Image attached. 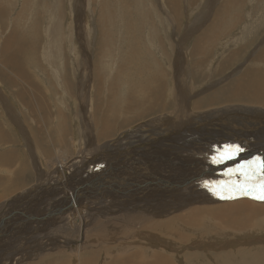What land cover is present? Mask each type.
I'll use <instances>...</instances> for the list:
<instances>
[{
	"label": "rangeland",
	"instance_id": "1",
	"mask_svg": "<svg viewBox=\"0 0 264 264\" xmlns=\"http://www.w3.org/2000/svg\"><path fill=\"white\" fill-rule=\"evenodd\" d=\"M2 1L3 0H0V3L4 6V8L5 6L8 8H5L7 11L4 13H8L5 14L4 17L0 16V46L3 44V47L8 49L6 53L11 52L13 46L12 39L11 41H7L9 43V47L5 46L2 42L5 37L12 38L10 31L13 30L15 32V30H18V34L13 33V37L15 38V46L25 47L27 51L26 54L28 53V56L24 59V63L15 61L13 62L20 67H25V74L33 76L31 82L23 79H20V81H24V86L29 89L33 99H39L41 95H43L44 103L41 104L46 103V106L44 105L39 108L38 104H31L28 102L22 88H20V90L16 92L17 99L13 101L14 103L11 104L10 101V105L14 106L13 110L15 111L16 115L13 118L12 114H10L7 109L9 101L8 98L5 100L0 99V113L4 114H0V131L1 128H3V125L7 129L5 132L9 136L8 142L0 140V193L4 190L10 189L19 182V175H17L18 173L24 177H27L28 179H31V182L24 184L27 185L26 187H28L26 190L15 192V196L25 195L26 198L16 209H11L6 215L3 216L5 219H7L8 224L3 225L2 221H0V227L6 228L11 224L9 223V217L13 216V219H17L22 214H25V217L31 216V214H33V216H36L34 219L41 221L40 223L34 225L31 224L32 220L28 221L22 226L20 230L9 234H1L0 239H9L16 233L23 231L22 229L24 228L31 230L32 233H34L33 235L37 237V232L40 235L46 232L48 233L59 224L64 213V210L61 208V201L65 197L68 198V191L65 190L63 192L55 189L56 186L54 184L58 182L55 176L49 174L52 173V168L49 169L50 172H48V168H44L43 171L45 174L43 176L37 174L40 173L38 170L41 166H46V158L42 163H40L37 169L35 168L37 172L35 171L33 175V170H31L29 166L22 165L23 157L21 149L28 152L29 158H33L31 163H34L35 161L43 160L39 154H36L39 151H42V149L53 146L62 138L63 134L72 135L73 140L70 138L72 140L70 144L73 151L81 146L82 141H90L89 143H94L105 140L100 139L99 135L97 137V134H99V127L94 125L93 127L90 123H85L87 120H85L84 117V110L87 109L86 112H88V116L90 115L92 117L91 121H96L93 114V106L97 102L94 86L96 83H101V86L104 88L103 92L105 94L103 100L109 101L111 99V96L108 95V90L111 89L109 82L112 78L115 80L118 79V77L123 78V74L125 73L120 70L121 68H126L128 74L131 73L129 75L133 77V80L137 79L140 73H138L139 71L135 73V70L131 65L136 67V63L138 61L137 59L133 58H141V62H145V57L148 59V62H145L148 65H151L149 63H152L153 60L154 63H158L156 66L164 68L163 71H167L164 73L169 75V77L166 76L168 81L162 79L161 81L155 83L153 87L139 86L138 88L133 89L134 87L131 85L132 82H130V80L126 85L120 84L123 89H116V98L120 108L119 118H129L133 121L128 127H136L141 121L147 122V119L155 121L156 125L152 134H146V127L141 130L145 136L153 137V143L151 146L157 144L155 140L156 128L161 131L163 139L165 137H171L179 133V141L177 143H182V138L184 137L185 133L191 132L190 136H194L195 139L197 138V140L199 139V142L192 143L194 146L193 152L195 157L202 155V153H208L209 149L202 151V146L208 141L209 138L212 141L210 143L212 146L217 141L214 142L215 140H212L211 138H222L227 135H236L241 139L243 138L248 140V142L246 143L243 141L244 144L240 147H242L244 151L235 159L229 160L233 163L234 168L246 161H253L258 158L264 160V144H259L256 147H252L251 144L252 140L254 139L260 140V138H262L264 140V105L230 101L211 105V107H213L212 109L209 105L196 107L192 104V112L187 115V117L185 116V127L181 126L180 122H174V120L170 118L174 112L172 107L168 113H166V111L156 109L155 113L142 118L143 115L147 113L149 108H156V106L159 105L163 106L165 104L164 102L171 99H176V94H178L176 87H180V84L184 86L185 98L193 101V103H200V100L204 101L205 96L212 95L220 90L226 89L228 86L233 84L237 78L247 74L249 71H252L256 68L264 69V0H170L169 2L166 0H140L142 1V4L139 3V0H130L132 2H138V4L132 3V9L134 12H130L133 14V22L135 24L134 27L140 26L139 28H143V31H138V33L135 32L136 34L130 37L141 36V38L138 37L140 42L143 40L146 42L148 39H151V41L149 40L148 43H152V45L148 46L147 53L144 52V50H141V48V52L133 53L137 54L136 56L126 53L129 50L126 44L130 43V45L134 46L135 49L136 47L130 39H128L126 42L123 41V36L130 35V33H125V29L123 31H118L117 34H114L117 41L115 39L111 46L112 48L110 47L111 49L105 47L106 45L99 49V43L101 44V42L106 39L105 36L101 37V30L99 28V14L103 13L105 15L103 18L105 22H110V17L117 23H122L129 20V15L126 19H124V21L120 19L119 16H117V14L121 12H126V10L123 9V7L126 5L124 4V2L126 3L125 0H115L116 3L115 6H113L114 9H112L110 17L106 13L101 12V2L104 0H97L98 2L96 3L94 1L92 2L91 0H74V4L71 0H62L60 3L61 9L60 7L55 8V11L54 4L51 5L50 3H54L56 0H50L48 2H46L47 0H34L32 2H29V0H13L14 3H12L11 0ZM68 1L71 2V5H69L70 2ZM229 2H235V10L222 9L226 8V4ZM28 3L32 6L30 5L29 7ZM80 7L83 8L81 9ZM133 7H137L139 10H137V8L134 9ZM22 8H27V14L25 17H23V13L20 12ZM220 9H222L221 12H219ZM11 10L13 12H11ZM41 10H44V14L40 12ZM53 13H58L59 16L58 14L56 15ZM237 13L242 14V16L238 18ZM17 15H19L18 18ZM225 15H228L229 18L226 19L224 25H221L219 17ZM54 17L55 19H58L55 25L58 28L57 30L60 37L63 38L62 43H60V39L57 44L58 50L62 52L68 51L67 48H69L68 46L71 44V38H73L74 46L81 54V58L78 60V62L72 63V61L68 58L69 54H66V57L64 56L61 58L57 54L64 65L62 62H51L46 56L44 57L47 52L53 53V51H51L53 48L50 50L51 45L48 43V39L55 35L49 34V25L51 24V20H54ZM33 21H38V23H41L39 24L40 28H38L36 31H33L31 27V24L33 25ZM6 22L8 23L6 24ZM97 24L99 25L97 26ZM213 25L218 31H216V29L212 30ZM28 28L30 32H28ZM89 28L91 29L90 32L88 30ZM37 31H40V33ZM84 31H88V34ZM150 31H152L154 34ZM207 32H210V34H207ZM132 33L133 32H131V34ZM184 35L185 37H183ZM160 38L163 39V42L166 44V46H158V40ZM179 40H181L183 43L180 52L183 58H185V61L180 60L179 63L174 64L172 63V59L173 57H178V52L174 51L173 47L175 45H180ZM121 46L124 47L121 48ZM120 49L123 53H126L123 54L122 57L119 56L121 53L119 52ZM69 50L71 49L69 48ZM104 50H107V55H104ZM23 52L24 51H22L20 54V57H22L24 54ZM56 52H58L57 49ZM60 54L61 56L64 55L62 53ZM97 54H99L98 58ZM103 56L104 62L102 66L98 67L97 60L99 57L103 58ZM69 57L72 59L70 55ZM83 57L88 59L84 64H82L83 62L81 61L83 60ZM3 59L4 57L0 54V66L2 65L1 68L4 67ZM11 66H13V64ZM61 67H63V69H61ZM86 67H89V72L85 71ZM94 68L99 69V75H97L98 71ZM152 68L154 69L153 65ZM105 69L109 71L115 70L120 72L116 73L113 71L110 75H104L103 71ZM181 69H183V74L179 77L176 75V72H180ZM94 70H96V72ZM142 70L146 72V69ZM6 72L8 73L7 70ZM145 74L148 75V71ZM157 75L160 76L158 73ZM157 75H154L155 79L158 78ZM109 76H111V79ZM70 78L73 80L72 86L75 85V87H77L79 84L77 88L80 90L81 95L84 96V94H86L84 96L85 100L83 101L85 107L83 108V115H79L78 117L77 109L80 110L79 108H82V105L79 97L74 98L76 100L75 103V101L72 100V98L68 95L69 90L65 82H67L69 86L67 80H70ZM82 78L87 81L84 85L81 84ZM7 82H10L9 77H5L3 75V71L0 70V86L2 83ZM34 84L37 86V88L33 87ZM145 88H147L146 91L144 90ZM167 89H170V91L165 92ZM159 95L162 96L161 99H158ZM10 98L12 97H9V99ZM2 101L4 103L6 102V104H4ZM129 101H131L133 104L132 110L135 111L139 118H132L133 116L131 113H129L130 116L125 115L129 108ZM175 107L177 106L175 105ZM164 114L168 115L167 118L164 116ZM240 114L247 119L246 122L240 123ZM20 120H24V123H21ZM114 125L120 126L118 123H115ZM230 127L231 129L229 130ZM27 128L30 129L31 133H29ZM95 128H97L98 133H96ZM33 129L35 133L32 132ZM126 129L127 128L123 129L122 131H118L117 137ZM38 132H41V135H38ZM66 141L67 140L61 141V144L65 145L62 147L67 150L69 149V145H66ZM235 141L236 140L233 141L232 139H226L222 143H234ZM151 146L148 148H142V151H151L152 149L154 150L155 147L151 148ZM171 146L174 147L175 145L171 144ZM8 148H10L14 153L12 162L9 161V156L7 153H5ZM106 148L107 146L105 147V145H103L101 148H98V150H105ZM123 148H120L123 154L133 152V154L131 153L133 157L134 155L136 156L138 152H140V147L135 145H132V147L131 145H125ZM186 150L189 149L185 148V151ZM92 154L89 153V157L85 156V154H82V161H85L86 159H88L86 160L87 162L93 160L95 163L98 162L97 164L102 166V164L105 162V159H107V155L103 156L105 158L95 159L93 157L90 159ZM152 155L158 158V156L162 154L155 152ZM210 156H215V154H210ZM75 157L79 159V155H76ZM110 158L111 156L108 157V159ZM70 160H72V158ZM122 161L124 160H119L118 162ZM192 161V165L200 164L199 161L191 160L190 162ZM174 162H176L175 159L171 160V163ZM226 163L228 162L222 164L212 163V168L217 166H221V169L229 167ZM83 168L84 165L82 169ZM73 169H76V171L78 169V175L83 173L81 175L83 177L79 180H75L77 177L74 175L77 174L74 172L76 171H69L68 174L73 175H71L72 179L70 180L68 178L69 181H67L69 191L73 187L75 188L78 187V185L86 184L87 181L85 182V179L88 176H91L90 174L93 171L87 170L84 172L85 170H80V168L75 166V164H73L72 170ZM56 170L57 169H54V171ZM192 170L198 171L197 168H192ZM145 172V169L136 167V173L141 176V179L138 181H143H136L134 182L135 184H140L136 185L135 187L131 186L119 189L118 192L114 191L112 195L107 197L110 198L112 202H116L118 204V202L115 200V195L120 194V197L125 195L126 200L131 202L134 201L131 199L133 196H136L135 199H138L141 194H149V187L147 184L150 182L154 183V181H152L150 176H147ZM107 174H109L108 177H105L106 174H104L103 177L98 180L103 182H114L119 177V174L116 172V170H111ZM42 178L45 179L44 183L47 186L46 191H49V188L53 186L54 190H52L48 197H33L39 195L42 192V190L40 192L31 191V189L36 188L35 185L40 184L39 182ZM241 178L243 179V177ZM82 179H84V181L79 183V181ZM194 181L196 180H190L187 183ZM77 182L78 184H76ZM158 182L161 183V180H158ZM203 187L204 185H200L195 188L191 187L193 190L191 188L189 189L193 194L199 191L203 194L212 192L210 188L202 189ZM102 190L107 189L94 191L90 193V195L95 196ZM132 192L134 194H132ZM214 194L212 195L214 196ZM40 195L42 196V194ZM90 195L86 194L84 196L90 198ZM107 197L98 198L97 200V197H92L91 199L93 200V207H98L100 209L105 204ZM48 198L53 199V203L51 205L46 204V200ZM215 198L216 201L220 202H216L214 204L222 203V201L227 203L226 201L242 200H252L258 203L264 202L254 199L252 195H243L232 200H226L224 198L222 199L220 196H216ZM13 199L14 198L12 197L10 198L9 194L0 195V204L2 202H12ZM18 199L19 197H16L17 201ZM135 204L136 201H134V205ZM203 204L208 205V203ZM194 205H197V203ZM31 206L34 208L32 209L33 212L29 211ZM130 207L131 205L128 204L126 208ZM55 208H59L61 210L59 212L58 222L49 229L44 230V232L37 231L39 228L45 229V224H43L45 220L43 217L45 216L44 214L47 212V209L53 210ZM121 210H125V208L118 209V213L125 212ZM52 212L56 213V211ZM263 217L264 214L257 213L254 216L246 219V225L233 226L220 217L215 216L214 220L217 222L218 228L226 227L228 230L216 232V236L214 237H206L208 240L213 241V243L201 242V236H187L185 237V242L181 241L180 243H176V241L172 240L171 243H173V245H165V243L161 245L157 239H152L148 241L147 244L139 242L138 245L144 244L142 247L134 246V242L132 240H119V242H121L123 245L116 249L115 255L116 258L134 259L140 264H149L148 262H152L158 253L166 254L173 261V264H264L263 260L256 258L260 257L262 251H264V228L262 230L258 229L257 232H254L253 228L251 227L254 220L259 223ZM200 221H185V224ZM41 224H43V226H41ZM193 228L194 230L200 229L197 227ZM30 239V244H35L39 241H31ZM257 244H260V246L258 247ZM38 246H41V244ZM108 251H110L109 247L100 255L101 260H99V264H105L107 262L105 260V253ZM19 255L20 253H16L14 257L7 258L13 259L17 258ZM1 257L2 256H0V264H3L5 258L2 259Z\"/></svg>",
	"mask_w": 264,
	"mask_h": 264
},
{
	"label": "bare ground",
	"instance_id": "2",
	"mask_svg": "<svg viewBox=\"0 0 264 264\" xmlns=\"http://www.w3.org/2000/svg\"><path fill=\"white\" fill-rule=\"evenodd\" d=\"M32 1L34 0H29V2ZM48 1L50 0H47L46 2ZM61 1L62 0H56V2L50 3L51 5L54 4V11L55 8L60 7ZM71 1L74 4V0ZM91 1L92 2L94 1L95 3L98 2L97 0H91ZM125 1L126 3L124 2V4L126 5L123 7V9H125L126 12H121L117 14V16H119V18L124 21V19H126L129 15L130 19L122 23L119 22L117 23L110 17V13L112 9H114L113 6H115L116 1L104 0L101 2V8H102L101 12L106 13L110 17V22L104 21L103 18L105 17V15L103 13L99 14L100 25L97 24V26L99 25V28L101 30L100 32L101 37L104 36L106 37V39H104L101 42V44L99 43V49L105 45H106L105 47L111 49L112 48L111 46L116 39L114 34H117L118 31H123L125 29V33H130V35L123 36V41L126 42L128 39H130L137 49L136 51L134 46H131L130 43H128L126 44V46L129 48V50L126 53L132 56L133 55L136 56L137 54H133V53L141 52L140 51L141 48H142L141 50H144V52L147 53L148 46L152 45L151 42L148 43V41L149 40L151 41V39L147 38L148 41L145 42L143 40L142 42H140L138 37L141 38V36L130 37L136 34L135 32L138 33V31H143V28H139L140 26L134 27L135 24L133 22V14H131L134 12V10L132 9V5H133L132 3L138 4V2H132L130 0H125ZM166 1L169 2L170 0H166ZM11 2L14 3L13 0H11ZM139 3L142 4V1L139 0ZM30 5L31 4H29V7ZM69 5H71V2ZM234 5L235 2L232 3L229 2L228 4H226V8H222V9L235 10ZM5 8L7 7L5 6ZM5 8L0 3V16L4 17L5 14L8 13V12L4 13L5 11H7L5 10ZM133 8L136 9L135 7ZM222 9H220L219 12H221ZM137 10L139 9L137 8ZM26 11L27 8L21 9L20 12L23 13L22 15L23 17H25V15L27 14ZM11 12L13 11L11 10ZM40 12L44 14V10H41ZM19 15H17V18L19 17ZM240 16H242V14L237 13V17L239 18ZM228 18H229L228 15L220 16L219 20L221 21V25H224L226 19ZM57 21L58 19H55L54 17V20H51V24L49 25L50 28L49 34L50 35L55 34L52 38L48 39V43L51 45L50 50L53 48V50H51L53 51V53L47 52L44 55V57L46 56L48 60L51 62L60 63L62 62L60 58L64 56L66 57V54H69L72 57V59H70L69 55L68 58L69 60L72 61V63L78 62V60H80L81 58V54L75 48L73 38H71V44L68 43L69 44L68 47L71 50H69V48H67L68 51L66 52L65 51L62 52L58 50L57 44L60 41V39H61L60 43H62L63 38L60 37L57 30L58 28L55 25ZM7 23L8 22H6V24ZM39 24L41 23H38V21H33V25L31 24L32 30L33 31L38 30V28H40ZM215 29L216 31H218L217 28H215L213 25L212 30ZM27 30H29V28ZM88 30L90 32L91 29L89 28ZM28 32H30V30ZM37 32L40 33V31ZM131 32L133 33L131 34ZM150 32L153 33L152 31ZM10 33L12 38L6 39L5 37L2 43H4L5 46L9 47V43L7 41H11L12 39L13 41L12 51L6 53L8 49H5L3 47V44H1L0 46V54L4 57L3 59L4 67L1 68L2 66L1 65L0 70L3 71V75L5 77H9L10 80V82L1 84L0 99L5 100L6 98H8L9 101H8L7 109L8 112L12 114L14 118L16 116L15 111L13 110L14 106L10 105V101L11 104L14 103L13 101L17 99L16 92L20 90V88H22L23 93L27 98V101L30 102L31 104H38V107L41 108L44 105L46 106V103L41 104L44 103L43 95H41L39 99H33L29 89L24 86V81H20V79H23L28 82H31L33 76H29L25 74V67H20L19 65L14 64L13 61L24 63V59L28 56V53L26 54L27 51L25 47L15 46V38L13 37V33L18 34V30H15V32L12 30L10 31ZM86 33L88 34V31ZM207 34H210V32H207ZM84 37H85V33H84ZM183 37H185V35ZM164 38L167 39L166 37ZM158 41H159L158 46L160 45L166 46L162 38H160ZM179 41H180L179 43L180 45L179 46L175 45L173 47V50L178 52V57L177 58L173 57L172 59V63L174 64L179 63L180 60L185 61V58H183L180 52L183 43L181 40ZM124 46H121V48ZM56 49L58 52H56ZM22 51H24L23 52L24 54L22 55V57H20ZM119 52H121L119 54L120 57H122L123 54H126L123 53L121 49L119 50ZM60 53L64 55L61 56ZM107 53H108L107 50H104V55L105 54L107 55ZM57 54L60 56V58ZM98 55L99 54H97V58ZM103 59L104 56L103 58L99 57V59L97 60L98 67L102 66L104 62ZM133 59H137L138 61L136 63L137 68L134 65H131L132 68L135 70V73L137 71H139L138 73H140L137 79L133 80V77L129 75L131 73L128 74L126 68H121L120 70H122L123 73H125L123 74L125 77L124 76L123 78L118 77V79L115 80L113 78L111 79V76H109L111 79V81L109 82L111 89L108 90V95L111 96V99L109 101L103 100L105 94L103 92L104 88L101 86V83H96V85L94 86L96 91L95 96L97 102L93 106V114L95 116L96 121H91L92 117L90 115L88 116V112H86L87 109L84 110V114H85L84 117L85 120H87L85 121V123L86 124L90 123L92 126L94 125L96 127H99V134H97V137L99 135L100 139H105V140L94 143H89L90 141L89 142L82 141L81 146L73 151L72 146L70 144L73 140L72 135L63 134L62 138L59 141H57L53 146H50L48 148L42 149V151H39L36 155L39 154L43 160L35 161L34 163H31V160L33 158L32 159L29 158L28 152L26 150L21 149L22 157H23L22 165L29 166L31 170L34 171V172L32 171L33 175L35 171L37 172L36 169L39 167L40 163H42L46 158V166L44 167L41 166L40 169L38 170L40 173L37 174L43 176L45 174V172L43 171L44 168H48V172H50L49 169L52 168L51 169L52 173L49 174L55 176L58 182L54 184L56 186L55 189L63 192L65 190L68 191L67 192L68 198L65 197L61 201V208L64 210L63 218L60 220L59 224L50 232L48 233L46 232L41 235L37 232L36 234L38 236L36 237L33 235L34 233H32L31 230L24 228L22 229L23 231L16 233L13 237H10L9 239H0V256H2L1 257L2 259L5 258L3 264H99V260H101L100 255L104 251H106L108 247L110 248V251L105 253L106 254L105 260L107 261L105 264H140L134 259L116 258L115 255L116 249L123 245L121 244V242H119V240H132L134 242V246L142 247L144 244H147L148 241L152 239H157L161 245L163 243H165V245L168 244L173 245V243H171L172 240L176 241V243H180L181 241L185 242V237L187 236H201V242L213 243V241L208 240L206 237L208 238L214 237L216 236V232H222L228 230V228L226 227L218 228L217 222L214 220L215 216L220 217L221 219L227 221L229 224L233 226H244L246 225V219L250 218L251 216H254L257 213L264 214V202L258 203L252 200H242V201H226L227 203L222 201V203L214 204L216 202H220V201H216L215 198L216 196H220L221 198L224 197V199L226 200H232L234 198L243 196L238 193L236 194L229 192L216 193L212 191L209 192L208 195V194H203L199 191L193 194L192 191L189 189L191 187L195 188L200 185H204L202 189L209 188L205 186V182H220V181L228 182L230 179L242 180V178L238 174L237 176L231 178L224 175V173L227 172L228 169L234 168V165L231 161H226L228 162L226 164L229 167H225L224 169H221V166L212 168L211 158L213 156H210V154L217 155V149L222 151L225 145L243 146L244 142L247 143L248 140L243 138L241 139L236 135H232V136L227 135L222 138H218V137L211 138L212 140L213 139L215 140L214 142L217 141L211 146L210 143L212 141L209 138L208 141L202 146V151H206V149H209L208 153H202V155L195 157V154L193 152L194 146L192 143L199 142V139L197 140V138L195 139L194 136H190L191 132L185 133L184 137L182 138V143L180 142L177 143L179 141V133L171 137H165L163 139L161 131L158 128H156L155 140L157 144L151 146L153 143V137L145 136V134H143L141 130L144 127H146L147 128L146 134H152L156 125L155 121H152L151 119H147V122L141 121L137 124L136 127H128L133 122L132 119L119 118L120 108H119L118 100L116 98L117 97L116 89L119 88L123 89L121 85H126L127 82H129L130 80H131L130 82H132L131 85H133L134 87L133 89H136L139 86L153 87L155 83L161 81L162 79L168 81L167 77H169V75L164 73L167 72L166 70L163 71L164 68H160L156 66L158 64L157 62L154 63V61L152 60V63H149L151 65H148L147 63H145L148 62V59H146L145 57H144L145 62H141V58H133ZM87 60H88L87 58L83 57V60H81L83 62L82 64L87 62ZM12 64L13 66H11ZM152 65L154 66L155 70L152 68ZM61 69H63V67H61ZM94 69L98 71L97 75H99L100 74L99 69L98 68H94ZM142 69H146V72L148 71L149 74L146 75L145 74L146 72L143 71ZM183 69H181L180 72H176V75H178L179 77L182 76ZM6 70L8 71V73L6 72ZM96 70L94 71L96 72ZM85 71L89 72V67H86ZM113 71L115 70L109 71L105 69L103 71V74L110 75ZM115 72L119 73L120 71H115ZM157 73L160 76H158ZM155 74L158 77L157 79L154 78ZM67 81L69 83V86L67 82H65V84L69 90L68 95L72 98V100L75 101V103L76 100L74 98L75 97L80 98L79 100L81 102L82 108H79L80 110L77 109V117H78L79 115H83V108H85L83 101L85 100L84 96L86 94H84V96L81 95L80 90L77 88L79 85L78 83H77L78 84L77 87H75V85L72 86L73 80H71V78L70 80ZM85 82L87 81L84 78H82L81 84L84 85ZM33 87L37 88L35 84L33 85ZM176 89L179 94V95L176 94L177 95L176 99H171L169 101L164 102L165 104L163 106L159 105L156 106V108L155 107L149 108L147 113L144 114L142 118H145L148 115L155 113L156 109L161 111H166V113H168V111H170V108L172 107V110H174V112L173 115L170 116V118L173 119L174 122H180L181 126L185 127V123H184L185 116L187 117V115H189L192 112L191 109L192 104L196 107L207 106V105L211 107V105L214 104L237 101V102H248V103L264 105V69L256 68L252 71H249L247 74H244L239 78H237V80L233 84L228 86L226 89L220 90L215 94L205 96L204 101L200 100V103H195V102L193 103V101H190L187 98H185V89L182 84H180V87H176ZM144 90L146 91L147 88H145ZM169 91L170 89H167L165 92H169ZM9 97L12 98L9 99ZM161 98L162 96L159 95L158 99ZM4 104H6V102ZM175 105L177 107H175ZM132 108H133V104L131 103V101H129V108L128 111H126L125 115L130 116L129 113H131V115L133 116L132 118H139V116L135 113L134 110H132ZM211 108L213 109V107ZM165 114L164 116L167 118L168 115ZM1 115L4 114L2 113ZM246 121L247 119L240 114V123H244ZM20 122L24 123V120H20ZM115 123L120 124V126L119 125L115 126L114 125ZM2 127L3 128H1L0 131V140L8 142L9 136L5 132L7 129L3 125ZM125 128L127 129L121 132L120 135L117 137L118 131H122ZM230 129L231 127L229 128V130ZM27 130L29 131V133H31L29 128H27ZM95 130L96 133H98L97 128H95ZM32 132L35 133L34 129ZM37 134L41 135V132H38ZM226 139H232L233 141L234 140L236 141L234 143H230V142L222 143ZM65 140H67L66 145H69V149L67 150L64 147H62L65 145L61 144V141H65ZM171 144L175 146L172 147ZM251 144L252 147H256L259 144H264V140L262 138H260V140L254 139L252 140ZM103 145H105V147L107 146V148L105 150H98V148H101V146ZM125 145L127 146L131 145V147L132 145L138 146L140 147V152H138L136 156L134 155V157L131 155V153L133 154V152L131 153L128 152L127 154L126 153L123 154L120 148L125 147ZM150 146L151 148L155 147V149L154 150L152 149L151 151H142V148H148ZM185 148L189 150L185 151ZM155 152H159L162 155H159L158 158H156L155 156L152 155ZM5 153L8 154L9 161L12 162L13 154H14L13 151L10 148H8ZM89 153L92 154V156H90V159L93 157L95 159L105 158L103 157L105 155H107V159H105V162L104 164H102V166L98 165L97 164L98 162L95 163L93 160L87 162L86 160L88 159H86L85 160L86 162L82 161L81 159L82 154H85V156L89 157ZM76 155H79V159L75 157ZM124 155H129V156H124ZM110 156L111 158L112 157L113 158L108 159V157ZM71 158L72 160H70ZM174 159L177 163L176 162L171 163V160ZM119 160H124V161L118 162ZM191 160L199 161L200 164H196L198 167L196 165H192L193 161L190 162ZM73 164H75V166H78L80 170L82 171L85 170L84 172H86L87 170H93V171L90 174L91 176L87 175L88 177L85 179V182L87 181L86 184L78 185V187L75 188L73 187L69 191L67 186L68 185L67 181H69V179L70 180L72 179L71 178L72 174L69 175L68 172L76 171V169L72 170ZM83 165L84 168L82 169ZM136 167L145 169L146 175L150 176L151 180L154 181V183L150 182L149 184H147V186L149 187V194H141L139 198L137 197L138 199H135L136 196H133L131 199L136 201L135 205H134V201L129 202L128 200H126L125 195L120 197L121 196L120 194L115 195L116 198L115 200L118 202V204L116 202H112L110 198H108L107 196L112 195L114 191L118 192L119 189L131 187V186L135 187L136 185L140 184V183L137 184L134 183L141 179V176L136 173ZM192 168H197L198 171H194L192 170ZM54 169L57 170L54 171ZM111 170H116V172L119 174L117 180H115L114 182L99 181L104 174H106L105 177H108L109 174L107 173ZM74 173L77 174L74 175L77 177L75 180H79L83 177L81 176L83 173L78 175L79 173L78 169ZM17 175H19V182L10 189L4 190L0 193V195L9 194L10 198L11 197L14 198L12 202H2L0 204L1 205L0 221H2L3 225L8 224L7 219H5L3 216L6 215L11 209H16L26 198L25 195L15 196V192L20 190L21 191L26 190L28 187H26L27 185L24 184L27 182H31L30 181L31 179L24 177L20 173H18ZM158 180H161V183H159ZM190 180H196V181L187 183ZM44 181L45 179L42 178L39 182L40 184L35 185L36 188L31 189L32 192H40L42 190V192L40 193L42 194V196L39 194L33 197L36 198L48 197L52 192V190H54V186H53L49 188V191H46L47 186L45 185ZM83 181L84 179L79 181V183ZM155 183H159V184H155ZM76 184H78V182ZM101 189H107V190H102L98 192L95 196L90 195V193ZM86 194H89L90 198L85 197L84 195ZM132 194L134 193L132 192ZM212 194H214V196ZM229 196H231L232 198H227ZM16 197H19L18 201L16 200ZM92 197H97L96 200L98 198H105V197H107V199L105 204L99 209L98 207H93V200L91 199ZM52 203H53V199L48 198L46 200L47 205H51ZM196 203L197 205H194ZM203 203H208V205H204ZM128 204L131 205L130 208H126ZM123 208H125V210H121V211H125V212L118 213V209H123ZM32 209L34 208L31 206L29 211L33 212ZM52 211H56V213ZM60 211L61 210L59 208H55L53 210L47 209V212L44 214L45 216L43 217L45 220V222L43 223L45 224V229L39 228L37 231L44 232V230L49 229L50 227L55 225L58 222ZM25 216H26L25 214H22L17 219H13L12 218L13 216L9 217V223L11 224L6 228L0 227V235L13 233L17 230H20L25 223L31 220H32L31 221L32 225L41 222L39 220L34 219L36 216H33V214H31V216L28 217ZM185 221L187 222L200 221V222L185 224ZM257 223L258 222L254 220L251 226L254 232H257L258 229L262 230L264 228V217L261 218L258 224ZM43 224H41V226H43ZM193 227H197L200 229L194 230ZM29 239L31 241L33 240H39V241L35 244L34 243L30 244ZM139 242H143L144 244L138 245ZM39 244H41V246H38ZM16 253H20V255L17 258H13V259L7 258V257H14ZM262 257L263 255L261 254L260 257H256V258L259 259ZM148 263L173 264V261L166 254L158 253L155 256L154 260Z\"/></svg>",
	"mask_w": 264,
	"mask_h": 264
},
{
	"label": "snow or ice",
	"instance_id": "3",
	"mask_svg": "<svg viewBox=\"0 0 264 264\" xmlns=\"http://www.w3.org/2000/svg\"><path fill=\"white\" fill-rule=\"evenodd\" d=\"M243 151L244 149L239 145H225L222 151L217 149V155L213 156L211 160L214 164H222L235 159ZM237 174L243 179H230L228 182H205V186L217 193L229 192L246 196L252 195L254 199L264 201V160L258 158L253 161H246L224 173L230 178L237 176Z\"/></svg>",
	"mask_w": 264,
	"mask_h": 264
},
{
	"label": "crops",
	"instance_id": "4",
	"mask_svg": "<svg viewBox=\"0 0 264 264\" xmlns=\"http://www.w3.org/2000/svg\"><path fill=\"white\" fill-rule=\"evenodd\" d=\"M8 37H6V39H7ZM3 102V101H2ZM257 246L259 247L260 246V244H257ZM262 255H263V257L262 258H259V259H261V260H263L264 261V251H262Z\"/></svg>",
	"mask_w": 264,
	"mask_h": 264
}]
</instances>
